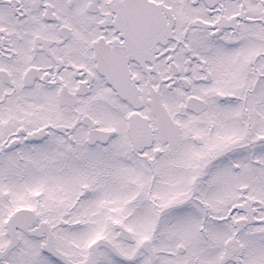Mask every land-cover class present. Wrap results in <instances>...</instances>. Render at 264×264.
Instances as JSON below:
<instances>
[{"label":"snow or ice","instance_id":"snow-or-ice-1","mask_svg":"<svg viewBox=\"0 0 264 264\" xmlns=\"http://www.w3.org/2000/svg\"><path fill=\"white\" fill-rule=\"evenodd\" d=\"M0 264H264V0H0Z\"/></svg>","mask_w":264,"mask_h":264}]
</instances>
